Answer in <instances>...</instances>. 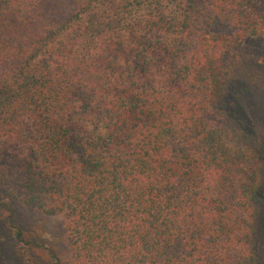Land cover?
Returning <instances> with one entry per match:
<instances>
[{
    "label": "trees",
    "instance_id": "1",
    "mask_svg": "<svg viewBox=\"0 0 264 264\" xmlns=\"http://www.w3.org/2000/svg\"><path fill=\"white\" fill-rule=\"evenodd\" d=\"M250 37L264 0H0V184L63 217L52 264H264L225 99Z\"/></svg>",
    "mask_w": 264,
    "mask_h": 264
},
{
    "label": "rangeland",
    "instance_id": "2",
    "mask_svg": "<svg viewBox=\"0 0 264 264\" xmlns=\"http://www.w3.org/2000/svg\"><path fill=\"white\" fill-rule=\"evenodd\" d=\"M228 64V126L236 129V143L259 151L264 166V146L261 150L257 140L262 136L264 143V37L236 46ZM260 195L264 203V187ZM67 251L63 217L12 199L0 184V264H52Z\"/></svg>",
    "mask_w": 264,
    "mask_h": 264
}]
</instances>
